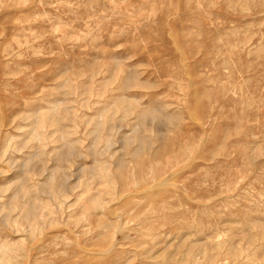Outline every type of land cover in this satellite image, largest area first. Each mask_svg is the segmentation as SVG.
<instances>
[{
  "label": "rangeland",
  "instance_id": "obj_1",
  "mask_svg": "<svg viewBox=\"0 0 264 264\" xmlns=\"http://www.w3.org/2000/svg\"><path fill=\"white\" fill-rule=\"evenodd\" d=\"M0 264H264V0H0Z\"/></svg>",
  "mask_w": 264,
  "mask_h": 264
},
{
  "label": "bare ground",
  "instance_id": "obj_2",
  "mask_svg": "<svg viewBox=\"0 0 264 264\" xmlns=\"http://www.w3.org/2000/svg\"><path fill=\"white\" fill-rule=\"evenodd\" d=\"M55 119V118H54ZM55 121V120H54ZM146 193H148L149 195L151 194V193H149V192H147L146 191ZM148 196V195H147ZM38 207V206H37ZM35 208H36V203L35 202H29V204H28V206H27V208H26V215H27V217H31L33 214H34V212H35Z\"/></svg>",
  "mask_w": 264,
  "mask_h": 264
}]
</instances>
